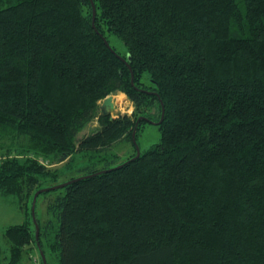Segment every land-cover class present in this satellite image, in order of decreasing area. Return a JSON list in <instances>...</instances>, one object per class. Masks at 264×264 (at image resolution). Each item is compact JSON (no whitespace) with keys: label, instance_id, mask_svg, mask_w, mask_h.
<instances>
[{"label":"trees","instance_id":"trees-1","mask_svg":"<svg viewBox=\"0 0 264 264\" xmlns=\"http://www.w3.org/2000/svg\"><path fill=\"white\" fill-rule=\"evenodd\" d=\"M111 34L124 54L105 44ZM118 91L133 114L101 112ZM139 117L156 121L161 141L132 159L133 131L138 143L149 122ZM9 135L52 159L123 140L134 152L50 189L54 219L37 220L38 239L31 211L5 230L8 264L37 242L48 264H264V0H0ZM6 157L4 196L31 201L57 182V168Z\"/></svg>","mask_w":264,"mask_h":264},{"label":"rangeland","instance_id":"rangeland-1","mask_svg":"<svg viewBox=\"0 0 264 264\" xmlns=\"http://www.w3.org/2000/svg\"><path fill=\"white\" fill-rule=\"evenodd\" d=\"M108 40L111 48L113 49L114 46L120 55L126 52L124 43L117 36L111 34L108 36ZM112 95H114L115 108L112 110L110 115L115 117L121 114H129V115L133 114L134 104L127 97L126 93L118 91L117 93H113ZM101 103L102 100L99 102V104ZM152 112H157V111L153 110ZM98 127H99V122L97 118L91 120L85 126V128L79 132L78 139H81L83 136L90 134ZM160 141H161V131L159 129V125L154 122H147L138 134V145L140 147L141 152L148 150L150 147L159 143ZM28 145H29V141L25 139H20V138L16 139L14 136H10V135L1 136L0 160L7 158L6 156L15 157V158L17 157L18 159L21 160L27 159V157L31 156L33 158H36L40 163L46 165L47 168L49 169L57 168L58 170L57 182L54 183L50 178L45 181L46 183L45 185H43L42 188L57 186V184L61 185L67 181H70L71 178L73 177L76 178L79 177V175L82 174L81 169L83 167L95 163H97L96 165L97 168L103 167L104 164L98 161L101 157L116 159V161L120 163L125 159H127L134 152L132 143L123 140L115 143L113 146L107 148L105 151H102L101 153H97L96 156L94 157H89L90 156L89 154L83 155L80 152H77L75 153V157L73 158L69 156L67 158L61 157L62 159L61 158L52 159L51 157L38 155L34 152L27 154L23 153L22 147H26ZM8 151L9 154L7 155ZM48 191H47L48 193H42L41 196L37 198L35 204L36 221L38 220L40 225H44L45 222L49 219H54V217L48 212V202L50 199L54 198L56 192L51 191L50 189ZM33 199L31 200L32 203H33ZM31 201L30 198L26 196L18 200V198H16V196L14 195L10 194L4 196L0 194V264H8L7 262L10 254L9 240L4 234L5 230L11 225L23 222L29 216L30 211L32 212V205L30 210ZM57 225L58 222L56 223V226ZM24 251L25 253L22 258V262L20 264H43L40 255L41 254L40 250L38 246H36V244L34 245L33 243H31V245H27V247H24ZM45 256L47 259L46 254Z\"/></svg>","mask_w":264,"mask_h":264},{"label":"water","instance_id":"water-1","mask_svg":"<svg viewBox=\"0 0 264 264\" xmlns=\"http://www.w3.org/2000/svg\"><path fill=\"white\" fill-rule=\"evenodd\" d=\"M95 16H96V9H95V6H94V4H93V26H95ZM104 42H105V44L108 46V47H110L111 48V46H110V44H109V42H108V40L106 39V38H104ZM112 49V48H111ZM113 50V49H112ZM114 51V50H113ZM115 52V51H114ZM118 56H120V55H118ZM129 60H131V56L130 55H128V60H127V62H128V65L130 66V64H129ZM115 108V102H114V95H112V94H110V95H108L106 98H104L103 100H102V103L100 104V110H101V112L103 113V114H105V115H110L111 114V112H112V110ZM163 112H162V116L164 115V105H163ZM142 118H145L147 121H149V122H154V123H156L155 121H152V120H150L149 118H147V117H139L138 118V120H137V123L142 119ZM136 130H137V128H135L134 129V131H133V141H134V143H135V146H136V151H137V154H136V156L134 157V158H132V159H136L137 157H139L140 155H141V150H140V147H139V145H138V143H137V140H136ZM121 165H119V166H117V167H120ZM69 182H67V183H63V184H61V185H57V186H52V187H49V188H42V189H40V190H38L36 193H35V196H34V199H33V203H32V216H33V220H34V223H35V226H36V239H38V236H39V225H38V223H37V221H36V213H35V204H36V200H37V197H38V195L40 194V193H42V192H44V191H48L49 189H57V188H59V187H63L64 185H66V184H68ZM37 246H38V248H39V250H40V255H41V259H42V261H43V264H48V262H47V259H46V256H45V254H44V252L41 250V247H40V244H39V242H37Z\"/></svg>","mask_w":264,"mask_h":264}]
</instances>
